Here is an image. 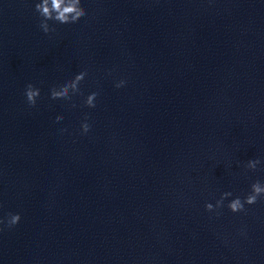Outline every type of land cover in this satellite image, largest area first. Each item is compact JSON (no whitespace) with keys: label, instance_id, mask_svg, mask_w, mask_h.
Here are the masks:
<instances>
[{"label":"clouds","instance_id":"1","mask_svg":"<svg viewBox=\"0 0 264 264\" xmlns=\"http://www.w3.org/2000/svg\"><path fill=\"white\" fill-rule=\"evenodd\" d=\"M35 11L39 14L40 29L45 33H53L56 28L49 24V21L54 24H75L78 23L81 18L87 15V10L82 6L81 0H39L35 4ZM88 76L87 70L81 71L74 76V78L66 81L59 86H53L50 89V99L52 100H72L76 95H82L81 83ZM126 84L124 79H121L115 83L116 88H121ZM24 95L29 107H35L37 99L40 97V89L34 84L28 83L25 87ZM99 92H91L84 99V106L88 108H95L97 97ZM75 105H73L74 107ZM63 116H57L56 121H62ZM89 117L86 115L84 121L81 124L82 133L86 134L91 130L92 125L88 122ZM261 164L259 158L250 159L245 164V169L250 171H256L257 166ZM231 191L222 192L220 198L216 200L215 205L212 203H205V210L208 212H216L220 215L219 210L225 206V200L232 197ZM264 199V183L260 180H256L251 183L250 191L243 197L236 196L227 203V208L232 213L247 212L245 205H254L258 200ZM21 220L19 213H9L6 220L0 219V226H6L12 228L17 225ZM0 231H3V227H0Z\"/></svg>","mask_w":264,"mask_h":264}]
</instances>
